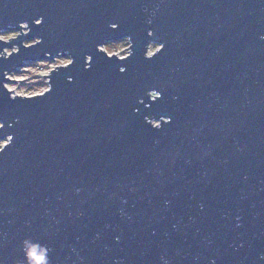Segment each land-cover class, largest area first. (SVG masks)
<instances>
[{"label":"water","instance_id":"1","mask_svg":"<svg viewBox=\"0 0 264 264\" xmlns=\"http://www.w3.org/2000/svg\"><path fill=\"white\" fill-rule=\"evenodd\" d=\"M23 24L0 39V264H264V0H0Z\"/></svg>","mask_w":264,"mask_h":264},{"label":"rangeland","instance_id":"2","mask_svg":"<svg viewBox=\"0 0 264 264\" xmlns=\"http://www.w3.org/2000/svg\"><path fill=\"white\" fill-rule=\"evenodd\" d=\"M26 30L24 24L22 31H17L14 29H7L0 31V39L7 41L10 37L15 36V34L24 32ZM35 39H27L23 41V44L27 45L33 43ZM128 40L126 38L119 39L117 41H107L101 48L108 54H116L117 56H125L128 53ZM156 48H158L157 43H151L148 46L147 54L152 53ZM17 48L12 46L11 51H15ZM4 56L9 54V49L4 48L2 50ZM67 55H61L55 57L53 60H35L27 61L16 69L12 70L7 74L9 79H14L15 81L8 80L5 83L7 89L11 92V95H21L28 96L43 92L48 84L46 76L49 71L54 68V66L66 64L69 61ZM22 80V81H19ZM155 123V121H153ZM5 143V140L0 141V147Z\"/></svg>","mask_w":264,"mask_h":264},{"label":"clouds","instance_id":"3","mask_svg":"<svg viewBox=\"0 0 264 264\" xmlns=\"http://www.w3.org/2000/svg\"><path fill=\"white\" fill-rule=\"evenodd\" d=\"M26 257L29 261L34 262L35 264V261L33 260L32 255H31V251L28 249H26Z\"/></svg>","mask_w":264,"mask_h":264},{"label":"snow or ice","instance_id":"4","mask_svg":"<svg viewBox=\"0 0 264 264\" xmlns=\"http://www.w3.org/2000/svg\"><path fill=\"white\" fill-rule=\"evenodd\" d=\"M123 70V69H122ZM3 125H0V127H2ZM40 260L42 261V262H44V260H45V256H41V258H40Z\"/></svg>","mask_w":264,"mask_h":264}]
</instances>
